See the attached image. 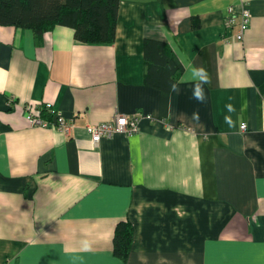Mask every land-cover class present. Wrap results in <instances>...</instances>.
Segmentation results:
<instances>
[{
  "label": "crops",
  "instance_id": "1",
  "mask_svg": "<svg viewBox=\"0 0 264 264\" xmlns=\"http://www.w3.org/2000/svg\"><path fill=\"white\" fill-rule=\"evenodd\" d=\"M201 66L203 102L180 83ZM45 101L68 133L28 125ZM134 112L150 115L135 133L90 139ZM0 264H264V0H119L110 43L0 25Z\"/></svg>",
  "mask_w": 264,
  "mask_h": 264
},
{
  "label": "trees",
  "instance_id": "2",
  "mask_svg": "<svg viewBox=\"0 0 264 264\" xmlns=\"http://www.w3.org/2000/svg\"><path fill=\"white\" fill-rule=\"evenodd\" d=\"M118 1L0 0V25L29 26L38 33L63 25L73 30L78 41L110 43L115 36ZM161 47L156 46L154 51ZM130 245L131 226L120 222L114 230L113 251L125 260Z\"/></svg>",
  "mask_w": 264,
  "mask_h": 264
},
{
  "label": "built area",
  "instance_id": "3",
  "mask_svg": "<svg viewBox=\"0 0 264 264\" xmlns=\"http://www.w3.org/2000/svg\"><path fill=\"white\" fill-rule=\"evenodd\" d=\"M251 13L249 9L241 4L238 8L234 5L227 7V16L225 24L227 29L233 30L232 38L237 42H243L246 31L250 23ZM46 112L48 118L43 117ZM22 115L28 125L55 128L62 133H68L73 127V121L66 119L62 112L54 105L45 101L40 105L33 103L24 104ZM142 117L150 118V115L144 116L140 112H134L130 116L115 114L110 122L93 124L86 126V130L93 142H98L103 137H111L116 133H125L131 135L138 130V122ZM240 130L246 129V124L241 123Z\"/></svg>",
  "mask_w": 264,
  "mask_h": 264
},
{
  "label": "clouds",
  "instance_id": "4",
  "mask_svg": "<svg viewBox=\"0 0 264 264\" xmlns=\"http://www.w3.org/2000/svg\"><path fill=\"white\" fill-rule=\"evenodd\" d=\"M173 50L176 52H179L175 46L173 47ZM186 67H191V63L187 64ZM189 79L195 81L193 85V98L197 101L203 102L205 100V92H204V85L209 83V75L207 70L204 67H194L191 70V77L188 76H182L180 79V83H187ZM173 91H177L176 87H173ZM228 111H233V108L231 105L226 106ZM194 116L198 118V114L194 113ZM225 120L227 123L231 124V119L229 117H225Z\"/></svg>",
  "mask_w": 264,
  "mask_h": 264
}]
</instances>
